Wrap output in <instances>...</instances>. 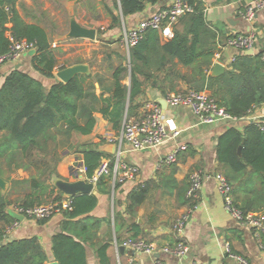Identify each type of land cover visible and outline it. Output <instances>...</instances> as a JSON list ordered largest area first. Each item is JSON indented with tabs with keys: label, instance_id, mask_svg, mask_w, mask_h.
<instances>
[{
	"label": "trees",
	"instance_id": "16d2710c",
	"mask_svg": "<svg viewBox=\"0 0 264 264\" xmlns=\"http://www.w3.org/2000/svg\"><path fill=\"white\" fill-rule=\"evenodd\" d=\"M163 0H115L116 15L104 4L111 18L110 28L124 18L142 12L148 4ZM193 8L174 26L173 36L163 39L155 30H149L128 54V65L113 68V88L110 97L98 96L91 74H77L71 81H56L46 89L41 81L30 74L15 70L8 74L0 88V175L24 170L25 179L7 178L11 188L7 194L0 190V264H48V256L36 237L8 240L5 230L18 219L8 207L18 205L30 208L63 199V194L52 185L53 178H62L57 166L68 154L74 134L89 135L96 125L94 113L100 112L116 130L122 128L128 104V116L140 105L137 98L146 85L163 95L178 93V85L185 83L188 90L208 89L217 103L236 120L247 117L252 109L264 104L263 55L242 54L229 70L218 77L209 72L221 44L220 33L207 21L205 7L200 0H186ZM27 9L20 0H0V57L7 54L14 41L35 45L32 63L37 72L54 78L58 66V52L51 46V33L40 25L27 23L19 13ZM11 24V27L8 25ZM10 33L7 35V33ZM105 52L110 58L112 53ZM124 54V52H123ZM125 58V55H123ZM179 66L187 69L183 72ZM65 66L61 67L64 69ZM130 74V83L122 81ZM91 79V82H90ZM127 116V117H128ZM239 147H242L239 153ZM73 152L83 155L85 175L91 178L106 154L93 143L81 144ZM221 174L240 194L235 205L243 213L264 210V130L251 124L244 132L230 128L222 134L216 146ZM111 164L113 166V159ZM172 176L148 181L135 187L127 197L125 212H115L114 232L99 235L101 220L91 213L98 204L95 194L72 198V210L62 211V232L52 240V254L59 264H88L86 245L95 250L99 264H117L113 241L145 239L146 232L133 217L154 188L172 196L176 209L190 208L194 203L186 197L188 183L173 178L176 164L170 165ZM111 177L96 182L98 193L116 192L120 184L112 186ZM114 187V188H113ZM23 191V197L11 195ZM126 214L132 216L128 222ZM47 220H41L44 223ZM130 234L122 238L123 233ZM114 235V236H113Z\"/></svg>",
	"mask_w": 264,
	"mask_h": 264
},
{
	"label": "crops",
	"instance_id": "0c3cea01",
	"mask_svg": "<svg viewBox=\"0 0 264 264\" xmlns=\"http://www.w3.org/2000/svg\"><path fill=\"white\" fill-rule=\"evenodd\" d=\"M171 1L163 0L157 4H148L142 12L126 18L120 15V23L116 27L110 28L111 18L104 10V4L111 9L112 6L107 0H20L27 6V9L21 8L19 4L17 6L22 18L29 24L40 22V25L47 28L48 32L52 30L51 35H55L56 40L51 41V46L58 52V66L54 71V78L44 77L35 70L32 63L33 55H30L29 52L25 53L18 60L7 61L0 65V88L8 74L20 70L38 79L46 89H49L53 83L60 81L56 73L62 70L61 67L67 68L76 64H84L88 66L89 74L94 77L96 94L110 97L113 88V68L110 65L118 67L120 65L127 66L129 63L128 53L126 52L127 55L123 54L124 49L119 45L124 29L137 27L143 20L168 7ZM200 1L204 4L207 21L220 33L222 45L230 36L246 34L251 31L256 33L257 40L252 54H246V51L232 47H218L219 57L214 58V63L221 62L225 67L224 72L229 70L236 58L242 54L253 57L264 55V11L259 12L252 23L246 21L239 14V11L244 10L254 0ZM76 2L78 3L76 4ZM102 2L103 4H101ZM52 4L59 6L57 7L58 11H61L62 4L67 7L69 13L67 32L64 31L65 28L62 25L59 27L57 17H54L55 8ZM80 4L83 10L77 13L75 12L76 5ZM88 10L91 11L88 12ZM114 13L117 15L119 12L117 10ZM71 17H74L84 27L97 29L96 40L67 38ZM8 27H11V24ZM58 30L60 32H57ZM9 34L8 32L7 35ZM100 48H105V52L115 50L118 54L113 52L110 58H106L102 53L96 56L91 55L92 50ZM179 68L183 72L187 71L182 66ZM122 83L129 85V72ZM178 89L181 92L188 90V87L185 83H180ZM171 93L174 92L168 94ZM167 95L146 85L144 93L137 98L140 107L129 116L127 104L122 125L130 119L141 118L144 115L145 102L157 101L160 103ZM162 108L163 120L167 129L169 132L176 131L179 134L157 148L143 151L134 150L125 140H121L123 126L120 130H116L100 112H95L96 125L93 132L89 135H73L72 145L67 150L68 154H64L57 166L58 174L64 180H77L76 170L81 171L84 168L83 155L73 151L77 146L87 143L97 145L98 149L106 154L107 159H115L119 156L122 162L139 168L133 179L118 183L120 186L116 192L100 194L95 184L92 194L97 196L98 204L91 215L101 220L100 236L109 230H112L115 235V212H125L127 197L138 185L172 176L170 169L172 164H167L164 159L178 149L177 162L174 163L177 166V171L173 174V178L189 185L190 177L194 172L202 171L205 176L199 192L197 207L192 211L184 231L183 240L188 247V252L183 257H177L161 249L165 246L176 245L178 239L174 231L175 218L178 214L185 212L187 208L176 209L172 196L162 192L169 191V189L163 190L158 187L152 190L133 216L147 234L144 240L158 247V251L154 255H138L139 264H154L155 258H160L165 264H264V234L258 236L252 228L241 225L225 209L224 200L215 179V175L221 173L216 156L219 137L230 128L244 132L251 124L264 125V104L254 107L250 114L243 119L220 120L212 124L199 123L188 106L166 105ZM29 176L28 172L20 169L14 173L7 172L1 177L5 180L10 178L11 181L12 179H25ZM10 181H7L6 191L0 189L3 194L9 192ZM22 193L23 191H19L17 194L11 195V199L23 197ZM238 197L242 196L234 193V199ZM261 212L264 213V210ZM126 217L129 219L128 222H132L134 219L129 214H126ZM63 220L62 213L56 214L44 223L23 220L20 226L7 238L8 240H22L36 237L42 244L49 258L48 264H50L55 261L52 254V240L56 234L62 232ZM129 235L124 232L122 238ZM114 243L115 240L112 244L116 256ZM86 250L88 264H99L94 248L87 244ZM120 255V264H124L123 258H125V264H128L125 255L121 253Z\"/></svg>",
	"mask_w": 264,
	"mask_h": 264
},
{
	"label": "built area",
	"instance_id": "2783aa9c",
	"mask_svg": "<svg viewBox=\"0 0 264 264\" xmlns=\"http://www.w3.org/2000/svg\"><path fill=\"white\" fill-rule=\"evenodd\" d=\"M193 8L186 0H172L170 5L154 13L149 18L143 20L137 27L132 29H124L119 45L129 54L130 50L135 47L149 30H155L163 39H169L173 36L174 26L179 22L181 17L191 13ZM264 11V0H254L244 10L239 11V14L249 23L254 22L257 14ZM256 33L251 31L246 34H237L228 37L225 43L218 44L219 48L232 47L238 50L247 51L253 50L256 43ZM12 41L10 51L0 57V65L11 60L20 59L23 54L35 50V45L27 41ZM221 45V46H220ZM215 57H219L216 53ZM264 58V55H263ZM167 105L188 106L199 123L212 124L220 120H236L226 113L216 101V99L207 90H186L178 93L168 94L165 98ZM144 115L139 119H130L125 121L121 133V140H125L134 150L143 151L151 150L165 144L171 138L178 136V132H169L163 120V108L157 101H147L144 103ZM264 130V125H259ZM178 149L170 153L164 162L167 164H174L177 162ZM113 166L111 160L104 158L100 161L96 168L94 175L87 178L85 175V168L75 172L77 179L83 178L89 182L96 184V182L104 177H111L112 184L133 179L138 173L139 168L136 166H129L122 162L118 157L113 159ZM76 168V167H75ZM215 179L218 182L220 193L224 200L225 209L243 226L252 228L259 236L264 234V213L250 212L243 213L235 205L234 188L228 182L224 175L216 174ZM205 176L202 171L194 172L189 181L187 189V197L194 203L192 207L187 208L185 212L176 220L174 224V231L177 237L176 245L170 247L165 246L161 248L164 252H169L177 257H183L188 252V247L184 243V231L190 215L197 207L199 192L204 183ZM16 213L22 215L24 220L41 221L47 220L56 214L62 213L64 210H72V198L64 196L61 201L49 203L30 208H23L18 205L10 206ZM21 221L17 220L12 223L5 230L6 237H9L13 231L18 228ZM116 256L118 257V264H120L119 247L125 248V257L128 264H139L138 255H154L158 251V247L149 243L144 239L131 240L127 239L123 243L115 241ZM229 250V249H228ZM131 251L134 254H131ZM154 264H165L160 258H155ZM196 264V263H194Z\"/></svg>",
	"mask_w": 264,
	"mask_h": 264
},
{
	"label": "water",
	"instance_id": "95a60500",
	"mask_svg": "<svg viewBox=\"0 0 264 264\" xmlns=\"http://www.w3.org/2000/svg\"><path fill=\"white\" fill-rule=\"evenodd\" d=\"M72 10V9H71ZM97 29L95 28H87L80 25L74 17L70 19V28L67 34V38H85L89 40H96ZM253 50H247L246 54H252ZM30 55L35 54V50L29 52ZM225 71V67L221 62L214 63L210 76L218 77L222 75ZM77 74H89V68L84 64H76L69 66L65 69H62L56 73L57 77L60 81L67 83L71 81ZM161 106H166L167 102L165 99L160 101ZM242 147H239V153H241ZM7 181L0 176V189L2 191H6L7 189ZM52 185L56 188V190L60 191L65 196L75 197L83 194H92L95 188V184L89 182L83 178L77 179L75 181H68L62 178H53ZM8 212H10L14 217H16L19 221H23L24 217L10 207H8ZM119 252L121 254L125 253V248L123 246L119 247ZM131 254H134L131 251ZM50 264H59L57 261H54Z\"/></svg>",
	"mask_w": 264,
	"mask_h": 264
},
{
	"label": "rangeland",
	"instance_id": "374dc122",
	"mask_svg": "<svg viewBox=\"0 0 264 264\" xmlns=\"http://www.w3.org/2000/svg\"><path fill=\"white\" fill-rule=\"evenodd\" d=\"M83 2V1H82ZM107 2L109 3V5L110 6H112V8H114L115 9V0H107ZM78 2H76V4H77ZM84 3H86V2H84ZM101 4H103V2L101 3ZM52 6L55 8V15H54V17H57V23H59V27L62 25V27H64L65 29H64V31L65 32H67L66 30L68 29V19H69V13H68V11H67V7L65 6V4H62V9H61V11H58L59 9H57V7H59L58 5H54V4H52ZM27 7V6H26ZM22 8V7H21ZM103 9V8H102ZM83 10V8H82V5L80 4V5H76V11L75 12H81ZM105 10V9H104ZM91 10H88V12H90ZM117 11V10H116ZM92 13V12H91ZM97 14H98V12H96ZM104 13H105V11H104ZM93 14V13H92ZM60 30V29H59ZM57 31V32H60V31ZM50 32H52V30H50ZM51 40L52 41H54V40H56V38H55V35L53 36V34L51 35ZM61 40V39H60ZM105 54V48H100V49H95V50H92L91 51V55H93V56H96V55H98V54ZM124 53H125V55H127V53H126V51L124 50ZM208 90V89H207ZM209 91V90H208ZM210 92V91H209ZM183 213H181V214H178V216L175 218V220H177L181 215H182ZM55 216V215H54ZM122 262L125 264V258H123L122 259Z\"/></svg>",
	"mask_w": 264,
	"mask_h": 264
}]
</instances>
